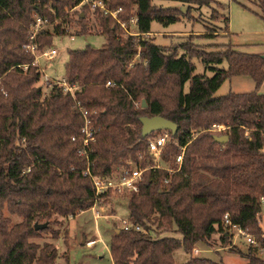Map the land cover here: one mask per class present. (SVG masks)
I'll list each match as a JSON object with an SVG mask.
<instances>
[{
	"label": "trees",
	"instance_id": "trees-1",
	"mask_svg": "<svg viewBox=\"0 0 264 264\" xmlns=\"http://www.w3.org/2000/svg\"><path fill=\"white\" fill-rule=\"evenodd\" d=\"M80 1L0 0V264H53L57 248L34 240L50 225L35 229V223L76 214L93 204V183L84 175L87 158L78 152L81 108L89 111L100 130L90 156L95 174H106L146 150L142 116L162 115L174 121L178 129L170 133L187 143L182 166L168 185H162L165 169L143 172L139 191L130 194L127 205L129 216L146 231H116L109 246L113 264H177L178 248L191 253L198 242H209L216 233L228 242L226 212L264 245L259 214L264 196V93L258 92L264 58L238 50L231 42L158 43L151 36L153 21L169 25L190 13L155 0H106L112 8L122 7L120 19L136 16L131 28L137 33L126 34L111 15L95 12L92 27L105 35V43L68 49L64 77L73 92L53 82L45 86L49 92L44 91L34 54L24 47L29 27L36 14L52 20L62 16L70 23L65 7ZM176 1L203 5L208 0ZM254 2L264 19V0ZM82 8L89 9L87 4ZM85 17L78 18L81 27L70 34L91 32ZM223 18L229 31V18ZM66 32L61 22L53 30H41L38 47L51 46L54 36ZM196 35L213 33L208 29ZM194 58L211 74L196 72ZM235 75L251 76L255 89L216 95ZM222 123L228 126L225 133L212 129ZM192 129L199 131L193 138ZM218 134H228V140L216 141ZM175 149L169 143L164 158L170 159ZM12 215L21 220L14 222ZM157 230H173L181 237L153 236ZM247 256L248 264L264 262L252 247ZM181 264L227 263L191 255Z\"/></svg>",
	"mask_w": 264,
	"mask_h": 264
},
{
	"label": "rangeland",
	"instance_id": "rangeland-1",
	"mask_svg": "<svg viewBox=\"0 0 264 264\" xmlns=\"http://www.w3.org/2000/svg\"><path fill=\"white\" fill-rule=\"evenodd\" d=\"M255 0H208L206 4L182 3L176 0H155V3L165 7L178 6L183 13H190L188 17H181L180 20L169 25H163L157 21L152 22L153 32L151 36L161 44L174 45L182 41L191 40L201 45L225 44L231 42L235 48L241 51L258 53L264 55V19L260 16V8ZM221 3L222 6L218 3ZM71 8L70 6H67ZM66 12V11H65ZM83 12L88 23L89 34H75L74 39L70 38L71 31L81 27L78 20L79 13ZM71 14V16H70ZM72 19L69 32L56 35L53 38L52 46L58 50V54L53 59L41 56L39 59L41 67L53 78L61 79L65 76V63L68 60L69 48H83L87 45L100 47L105 43V35L97 33L92 27L96 17L87 9L83 10L79 5L70 11ZM223 14L229 18V31L226 30ZM78 15V17H77ZM213 35L197 37V32L207 31ZM160 31H177L171 34H162ZM193 34V35H192ZM182 52V51H180ZM193 61L196 64V72H207L211 74L203 63L197 58ZM224 65H226L224 63ZM38 84L44 86V91L49 92V87L45 88L46 82L41 78ZM188 86H186L187 89ZM255 89V81L249 75H235L226 79L217 89L216 95L225 94L229 91L247 92ZM258 92L264 93V81L258 88ZM225 133V132H223ZM130 194H111L107 199L108 213H116L119 217L129 215L128 199ZM260 224L264 230V206L260 215ZM14 222L21 220V217L12 215ZM50 229L40 233V237L34 240L40 244L44 242L52 243L58 251V257L53 264H113L110 253V239L117 231L118 218L111 216L95 220L90 207L81 210L76 214L66 217L55 215L54 220L48 222ZM156 228V225H154ZM153 236L174 235L181 237L179 232L155 231ZM85 238V243L83 240ZM229 235L228 242L220 240L219 233H216L209 242H198L195 248L188 253L183 247L174 252L177 264L184 263L191 255L208 257L215 261H224L227 264H248L247 256L249 243L245 236L235 232L233 241ZM89 241H93L89 244Z\"/></svg>",
	"mask_w": 264,
	"mask_h": 264
},
{
	"label": "built area",
	"instance_id": "built-area-1",
	"mask_svg": "<svg viewBox=\"0 0 264 264\" xmlns=\"http://www.w3.org/2000/svg\"><path fill=\"white\" fill-rule=\"evenodd\" d=\"M83 4L88 5L89 10L93 15L95 14V12L111 15L114 19L117 20L126 34L137 33L134 32L131 28L132 26L136 25V16H132L129 20L120 19L118 13L122 10V7L119 6L117 8H112L107 4L106 0H81L79 4L71 8L65 7V13L69 15L72 9ZM81 14H83V12H81L79 16ZM60 22L62 23V27L65 28L67 32H69L70 24L64 21L62 16H55V18L52 20L48 16L36 14L34 22L29 27L28 41L24 44V47L27 51L34 54V64L38 65V67L40 68L42 72L41 78L46 82V84L50 85L52 84V82L58 83L63 86V89L65 91L73 92L74 86L69 84L65 77L61 79H53L45 71V69L41 67L39 62L41 56H44L47 59H53L58 54V50L52 45L45 46L40 49L36 41L38 33L43 29L53 30L54 27ZM74 37L75 34H70L71 39H73ZM21 67L27 69L28 64H23L21 65ZM110 83L111 81L107 82V84ZM81 112L83 115V124L81 127L82 133L80 136L82 145L79 148L78 152L80 155H83L87 158V168L84 171V175L89 176L93 183L94 201L90 206V209L93 212L95 220L114 216L118 218L117 226L119 229L129 230L133 228L136 230L146 231L145 227L141 223L135 221L129 215L127 217H119L116 213H108L107 198L110 197L111 194H131L132 192H138L143 172L149 168L165 169L167 173L162 179V185H168L171 181L173 173L180 170L182 166L187 143L181 144L179 139L174 137L168 129L155 130L147 135V148L145 151L139 152L136 159H130L123 164L115 165L111 169V171L106 174H95L90 169V166L94 163L90 156L94 151L92 143H94L96 139L100 137V130L97 126L94 125L90 113L87 109L81 108ZM227 128L228 126L222 123L215 124L212 129L219 132H225ZM198 132L199 131L197 129H192L190 132L191 138L195 137ZM246 135H249V131H246ZM72 139H75V137H73ZM169 143H171L176 149L175 152L171 154L170 159L167 160L164 158L163 154ZM261 202L264 206V196L261 197ZM259 214L262 215V211H260ZM223 227L225 230V234L232 236V241L233 237L235 236V232L245 236L246 241L249 243L250 247L255 249L256 254L260 258L264 259V245L255 235L251 234L247 229L241 227L236 223H233L228 212H226L223 216ZM88 243L92 244L93 241H89ZM260 264H264V262Z\"/></svg>",
	"mask_w": 264,
	"mask_h": 264
},
{
	"label": "water",
	"instance_id": "water-1",
	"mask_svg": "<svg viewBox=\"0 0 264 264\" xmlns=\"http://www.w3.org/2000/svg\"><path fill=\"white\" fill-rule=\"evenodd\" d=\"M81 16H83V14H81ZM262 57L264 58V55H262ZM142 104L146 105L145 100L142 101ZM140 119L142 122L143 136H147L149 133L159 129H168L171 130L173 134H175L178 129V125L174 121L162 115L142 116ZM215 140L220 143H225L228 140V134L215 135ZM47 225L48 222L35 223V229L44 228ZM118 231L119 230H117V232ZM83 243H85V238L83 240Z\"/></svg>",
	"mask_w": 264,
	"mask_h": 264
},
{
	"label": "crops",
	"instance_id": "crops-1",
	"mask_svg": "<svg viewBox=\"0 0 264 264\" xmlns=\"http://www.w3.org/2000/svg\"><path fill=\"white\" fill-rule=\"evenodd\" d=\"M153 32H156V31L155 30H152L151 34H153ZM159 32L166 35V34L176 33L177 31H175V30H173V31H160L159 30ZM196 32H197V34L201 33L200 31L199 32L196 31Z\"/></svg>",
	"mask_w": 264,
	"mask_h": 264
}]
</instances>
